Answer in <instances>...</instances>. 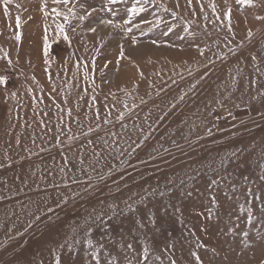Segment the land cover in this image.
<instances>
[{
  "label": "rangeland",
  "instance_id": "rangeland-1",
  "mask_svg": "<svg viewBox=\"0 0 264 264\" xmlns=\"http://www.w3.org/2000/svg\"><path fill=\"white\" fill-rule=\"evenodd\" d=\"M0 77V264H264V0H0Z\"/></svg>",
  "mask_w": 264,
  "mask_h": 264
},
{
  "label": "snow or ice",
  "instance_id": "snow-or-ice-1",
  "mask_svg": "<svg viewBox=\"0 0 264 264\" xmlns=\"http://www.w3.org/2000/svg\"><path fill=\"white\" fill-rule=\"evenodd\" d=\"M55 2L57 3H63L64 5H68L70 0H55ZM126 2V0H106V6H111V5H115L117 3H124ZM137 4L140 3V0H136ZM191 2V0H189V3ZM4 3L5 5L11 3V0H4ZM145 3H147V0H145ZM237 3L240 4V5H246V6H250L251 4V0H237ZM107 10L109 12H112L113 9L111 7H107ZM145 9L143 7H136V6H133L131 8L128 9V12L135 16L137 13H140V12H143ZM214 10V9H213ZM53 11H55V9H53ZM93 11L95 10H92V11H87L85 15H79L77 16V13L74 12L71 8H69V13L72 15V16H76L79 20H86L88 17L92 16L93 14ZM57 15H61L60 13H57ZM228 16L230 18V10H229V13H228ZM64 19L67 21L69 19V16H64ZM100 23L108 26V25H111L113 27H116L117 25H115L113 23V21L111 19H108V20H101ZM17 24H19V20L17 21ZM59 31L61 33H64V26L63 25H58L57 26ZM90 31H92L93 33L96 32V28H90ZM249 35H251V33H249ZM64 39L65 40H68L69 37L65 34L64 35ZM133 43H135V41H133ZM155 43V42H154ZM47 55V53H45ZM5 83V80L4 78L0 77V84H4ZM212 184L215 185L216 184V181H212ZM249 195H251V193H249ZM129 210L130 211H134V209L129 206ZM249 222H250V218H249ZM87 236H91V232H87L86 233ZM247 235V233H245V236ZM80 241L79 240H76L73 242V244H69L68 245V248L67 250L69 252H72L75 245L76 244H79ZM86 243V246L87 248L90 250V255H91V259L92 261L95 262V264H101V257L103 255L104 252H106V249L104 248V246L102 244H96L94 243V241L89 238L85 241ZM198 247H200V245H197ZM127 249L128 250H132L134 251L133 249V246L131 243H129L127 245ZM193 255L195 256L196 260L199 261V256H197L195 253H193ZM151 256V250L147 247H145L142 251V254H141V257H140V261H139V264H147L149 258ZM56 264H60V261L59 259L56 260ZM105 264H117V261H115L111 256H109L107 258V260L105 261ZM129 264H132V261L129 260ZM173 264H174V261H173Z\"/></svg>",
  "mask_w": 264,
  "mask_h": 264
}]
</instances>
